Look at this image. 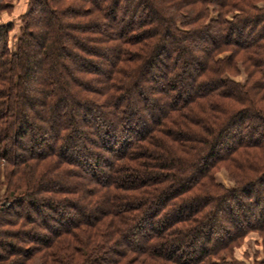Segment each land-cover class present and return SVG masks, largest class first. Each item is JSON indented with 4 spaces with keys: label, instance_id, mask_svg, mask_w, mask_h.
Masks as SVG:
<instances>
[{
    "label": "trees",
    "instance_id": "obj_1",
    "mask_svg": "<svg viewBox=\"0 0 264 264\" xmlns=\"http://www.w3.org/2000/svg\"><path fill=\"white\" fill-rule=\"evenodd\" d=\"M19 21L13 49L0 23V264H245L264 0H29Z\"/></svg>",
    "mask_w": 264,
    "mask_h": 264
},
{
    "label": "rangeland",
    "instance_id": "obj_2",
    "mask_svg": "<svg viewBox=\"0 0 264 264\" xmlns=\"http://www.w3.org/2000/svg\"><path fill=\"white\" fill-rule=\"evenodd\" d=\"M28 2L29 0H16V2L11 3L13 8H10L8 12H4L0 15V23L10 21L13 25L10 33V47L12 49L14 48L15 39L19 35V17L26 12ZM164 59L163 56L160 57V61ZM233 79L238 83H244L247 77L245 72L241 69V73L235 75ZM138 126L139 125H136V128H139ZM216 179L217 182L223 184L227 188L233 186V182L228 178L224 169H220L217 172ZM252 206L253 208L250 211V215L259 216L264 214V209H262L263 205L261 203H255ZM238 216L243 220L244 216H242V213H239ZM234 257L238 262H243L245 264L264 261V232H249L244 238H241L237 248L234 250Z\"/></svg>",
    "mask_w": 264,
    "mask_h": 264
}]
</instances>
